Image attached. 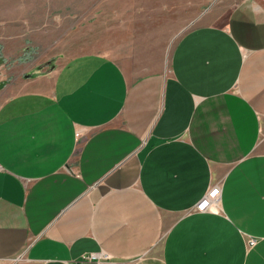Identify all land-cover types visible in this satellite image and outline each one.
<instances>
[{
	"label": "crops",
	"instance_id": "obj_1",
	"mask_svg": "<svg viewBox=\"0 0 264 264\" xmlns=\"http://www.w3.org/2000/svg\"><path fill=\"white\" fill-rule=\"evenodd\" d=\"M206 4L121 57L0 20V264H264V0Z\"/></svg>",
	"mask_w": 264,
	"mask_h": 264
},
{
	"label": "rangeland",
	"instance_id": "obj_2",
	"mask_svg": "<svg viewBox=\"0 0 264 264\" xmlns=\"http://www.w3.org/2000/svg\"><path fill=\"white\" fill-rule=\"evenodd\" d=\"M207 2L208 0H0V20L12 21L23 15L33 21L34 28L38 25L35 29L41 40L37 46L32 45L25 52L39 55L48 52L51 56L54 54L52 58L60 54L88 52L121 57L135 49L136 40L152 33L169 36L170 49L180 34L194 24L200 8H204ZM52 58L47 62L52 63ZM12 61L6 64L11 65Z\"/></svg>",
	"mask_w": 264,
	"mask_h": 264
},
{
	"label": "built area",
	"instance_id": "obj_3",
	"mask_svg": "<svg viewBox=\"0 0 264 264\" xmlns=\"http://www.w3.org/2000/svg\"><path fill=\"white\" fill-rule=\"evenodd\" d=\"M0 170H1V165H0ZM219 192H220V187H218V186L213 187L207 193V195L197 203L195 208L198 211H204V210L208 209L209 207L212 206L214 201L217 199ZM94 257H95V254H93V253L83 255L84 259H93Z\"/></svg>",
	"mask_w": 264,
	"mask_h": 264
},
{
	"label": "trees",
	"instance_id": "obj_4",
	"mask_svg": "<svg viewBox=\"0 0 264 264\" xmlns=\"http://www.w3.org/2000/svg\"><path fill=\"white\" fill-rule=\"evenodd\" d=\"M0 56H1V53H0Z\"/></svg>",
	"mask_w": 264,
	"mask_h": 264
}]
</instances>
